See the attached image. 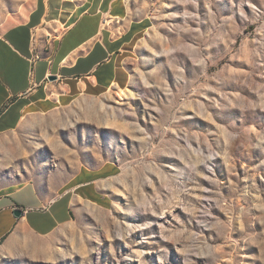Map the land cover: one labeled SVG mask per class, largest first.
Wrapping results in <instances>:
<instances>
[{
  "label": "rangeland",
  "instance_id": "1",
  "mask_svg": "<svg viewBox=\"0 0 264 264\" xmlns=\"http://www.w3.org/2000/svg\"><path fill=\"white\" fill-rule=\"evenodd\" d=\"M33 3L0 0V29ZM146 6L127 83L0 136V170L50 187L118 167L61 230L65 264H264V0Z\"/></svg>",
  "mask_w": 264,
  "mask_h": 264
},
{
  "label": "crops",
  "instance_id": "2",
  "mask_svg": "<svg viewBox=\"0 0 264 264\" xmlns=\"http://www.w3.org/2000/svg\"><path fill=\"white\" fill-rule=\"evenodd\" d=\"M151 25L146 0H34L21 21L0 29V136L124 86L128 54ZM2 173L0 264H65L61 230L81 207L106 205L119 169L82 165L50 187Z\"/></svg>",
  "mask_w": 264,
  "mask_h": 264
},
{
  "label": "bare ground",
  "instance_id": "3",
  "mask_svg": "<svg viewBox=\"0 0 264 264\" xmlns=\"http://www.w3.org/2000/svg\"><path fill=\"white\" fill-rule=\"evenodd\" d=\"M128 96V91H119L117 93V98L119 99V103L123 102L125 100V98Z\"/></svg>",
  "mask_w": 264,
  "mask_h": 264
},
{
  "label": "water",
  "instance_id": "4",
  "mask_svg": "<svg viewBox=\"0 0 264 264\" xmlns=\"http://www.w3.org/2000/svg\"><path fill=\"white\" fill-rule=\"evenodd\" d=\"M21 214H22V211H21V210H17V211L15 212V215L18 216V217H19Z\"/></svg>",
  "mask_w": 264,
  "mask_h": 264
}]
</instances>
